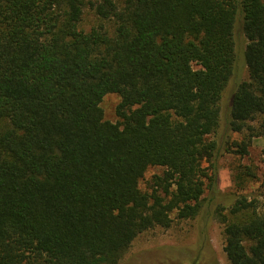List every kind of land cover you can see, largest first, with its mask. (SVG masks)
I'll return each mask as SVG.
<instances>
[{"label":"trees","instance_id":"16d2710c","mask_svg":"<svg viewBox=\"0 0 264 264\" xmlns=\"http://www.w3.org/2000/svg\"><path fill=\"white\" fill-rule=\"evenodd\" d=\"M231 86L225 128L262 136L264 0H0V264H120L174 212L196 218L219 186ZM151 167L164 172L144 191ZM228 209L227 260L264 264L260 202Z\"/></svg>","mask_w":264,"mask_h":264},{"label":"rangeland","instance_id":"374dc122","mask_svg":"<svg viewBox=\"0 0 264 264\" xmlns=\"http://www.w3.org/2000/svg\"><path fill=\"white\" fill-rule=\"evenodd\" d=\"M97 0H86L87 3ZM99 23L94 10L86 6L83 17V28L91 29ZM238 53L239 71L243 79L248 80V72L244 62L246 38L239 30ZM195 69L199 67L194 65ZM232 86L227 90L222 104V121L218 133L212 136L221 148L219 165V186L217 192L208 189L203 196L201 210L196 218L179 220L174 212V220L170 228L150 230L133 243L129 252L120 264H231L224 253V225L222 216H229L228 207L238 196L256 198L260 202L261 213H264V134L251 138L252 133H233L225 128V113L229 107ZM120 102L117 94L107 95L103 102L105 119L118 123L116 108ZM258 123L251 125L257 126ZM249 153L245 157L236 154L235 143L249 142ZM208 164H206L207 166ZM163 168L151 167L140 182L144 191L157 175H162ZM249 174V176H247Z\"/></svg>","mask_w":264,"mask_h":264}]
</instances>
